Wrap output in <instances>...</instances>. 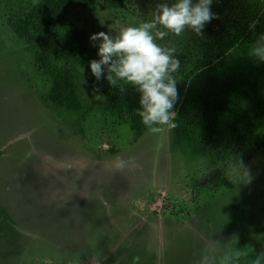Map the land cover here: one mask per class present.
Masks as SVG:
<instances>
[{"label": "rangeland", "instance_id": "rangeland-1", "mask_svg": "<svg viewBox=\"0 0 264 264\" xmlns=\"http://www.w3.org/2000/svg\"><path fill=\"white\" fill-rule=\"evenodd\" d=\"M159 2L97 0L68 8L66 19L90 36L116 35L150 21ZM211 11L218 18L202 35L157 40L188 72L205 48L264 34V0H213ZM76 83L81 110L42 100L50 78L0 0V205L13 223L0 235V264H252L264 252V118L250 104L234 161L215 164L208 153L191 162L174 129L135 139L90 69L79 68Z\"/></svg>", "mask_w": 264, "mask_h": 264}, {"label": "trees", "instance_id": "trees-1", "mask_svg": "<svg viewBox=\"0 0 264 264\" xmlns=\"http://www.w3.org/2000/svg\"><path fill=\"white\" fill-rule=\"evenodd\" d=\"M124 1L103 0L112 5ZM96 4L97 0H6L9 26L30 45L37 65L50 78L51 87L41 98L52 106L83 108L76 72L90 69L89 61L98 59L97 48L87 30L66 19V11L70 7L92 9ZM261 34L263 31L256 35ZM238 45L224 52L205 48L190 72L182 64L174 73L180 93L174 132L182 153L191 162L208 153L215 164L227 157L235 160V149L250 134L242 112L245 104L252 106L255 116L264 118V63L257 64L249 57L246 46L253 44ZM98 82L107 106L129 124L135 139L141 137L147 129L136 114L139 94L131 86L120 91L106 80ZM12 228L11 217L0 205V235Z\"/></svg>", "mask_w": 264, "mask_h": 264}, {"label": "clouds", "instance_id": "clouds-1", "mask_svg": "<svg viewBox=\"0 0 264 264\" xmlns=\"http://www.w3.org/2000/svg\"><path fill=\"white\" fill-rule=\"evenodd\" d=\"M213 0H160L152 19L138 26L125 27L118 34H92L89 39L97 48L98 59L89 61L96 81L106 80L110 87L124 91L131 86L139 94L136 114L147 130L153 133L174 129L180 93L174 76L180 68L175 48L162 47L157 40L169 33L182 35L190 30L197 35L218 16L211 11ZM257 20L248 30L254 32ZM257 64L264 63V34L259 35L248 53ZM125 166L118 161L116 167ZM247 255V253H243ZM202 260L200 264H205ZM264 252L258 253L252 264H261Z\"/></svg>", "mask_w": 264, "mask_h": 264}]
</instances>
